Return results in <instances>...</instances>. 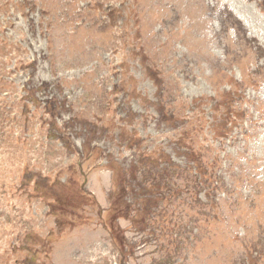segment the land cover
<instances>
[{"label": "rangeland", "instance_id": "1", "mask_svg": "<svg viewBox=\"0 0 264 264\" xmlns=\"http://www.w3.org/2000/svg\"><path fill=\"white\" fill-rule=\"evenodd\" d=\"M0 264H264V0H0Z\"/></svg>", "mask_w": 264, "mask_h": 264}]
</instances>
